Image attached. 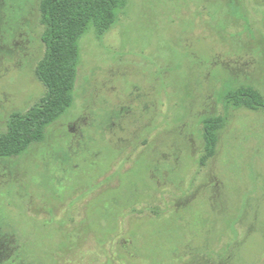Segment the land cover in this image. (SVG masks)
<instances>
[{
  "label": "rangeland",
  "instance_id": "1",
  "mask_svg": "<svg viewBox=\"0 0 264 264\" xmlns=\"http://www.w3.org/2000/svg\"><path fill=\"white\" fill-rule=\"evenodd\" d=\"M39 2L0 0V133L45 94ZM241 86L264 99V0H127L81 38L71 108L0 159V264H264V109L233 107Z\"/></svg>",
  "mask_w": 264,
  "mask_h": 264
},
{
  "label": "trees",
  "instance_id": "2",
  "mask_svg": "<svg viewBox=\"0 0 264 264\" xmlns=\"http://www.w3.org/2000/svg\"><path fill=\"white\" fill-rule=\"evenodd\" d=\"M126 3L127 0H40L43 26L40 39L45 53L35 75L45 94L25 113L10 114L6 131L0 133V159L19 157L32 145L42 142L46 129L71 108L81 38L89 32L101 38L115 24L117 12ZM227 99L236 108L264 109V99L250 87L228 91ZM202 124L203 159H206L215 152L223 119L207 118ZM15 241V236L0 235V252L5 253L4 257L15 252Z\"/></svg>",
  "mask_w": 264,
  "mask_h": 264
},
{
  "label": "flooded vegetation",
  "instance_id": "3",
  "mask_svg": "<svg viewBox=\"0 0 264 264\" xmlns=\"http://www.w3.org/2000/svg\"><path fill=\"white\" fill-rule=\"evenodd\" d=\"M3 259H2V257L0 258V262L2 261Z\"/></svg>",
  "mask_w": 264,
  "mask_h": 264
}]
</instances>
